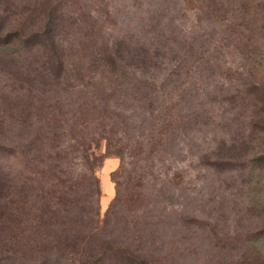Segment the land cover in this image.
Masks as SVG:
<instances>
[{"label": "rangeland", "instance_id": "1", "mask_svg": "<svg viewBox=\"0 0 264 264\" xmlns=\"http://www.w3.org/2000/svg\"><path fill=\"white\" fill-rule=\"evenodd\" d=\"M243 2L0 0V191L141 264H242L264 221V134L238 105L264 86V12ZM29 233L0 264L68 262Z\"/></svg>", "mask_w": 264, "mask_h": 264}, {"label": "trees", "instance_id": "2", "mask_svg": "<svg viewBox=\"0 0 264 264\" xmlns=\"http://www.w3.org/2000/svg\"><path fill=\"white\" fill-rule=\"evenodd\" d=\"M240 0H225V3H238ZM243 9H258L264 12V0H243ZM215 4L212 2V6ZM253 5V6H252ZM257 15V14H255ZM255 17L253 22H257ZM7 35V34H6ZM9 37V35L7 36ZM0 38V53H14L15 48L6 47ZM256 48L251 51L255 53ZM247 59V58H246ZM253 67L260 68L264 72V56H251L249 59ZM245 92H242L241 102L238 103L240 109L249 111L251 118V131L264 134V86L257 83L249 84ZM237 99V98H236ZM237 101H239L237 99ZM2 205L0 206V248L7 245L9 252L7 259L26 261L25 254L21 251L22 245L16 235H24V231L30 232L33 237L34 248L30 247L35 258L50 259L49 250H45L44 241L49 238L55 243L54 250L57 251L59 258H63L65 251L68 259L65 264H141L139 259L126 249L118 248L108 239L97 238L98 236L91 230H87L78 218L75 217L73 210L64 208L55 212L38 211L39 215L33 217L23 204H19V196L14 188H3L0 191ZM56 203H60L61 196H57ZM48 213V212H47ZM262 219L264 220V211ZM32 216V217H31ZM72 216V217H71ZM22 237V236H21ZM19 246V247H18ZM21 249V250H20ZM53 251V250H51ZM20 255V257H18ZM69 256L70 259H69ZM242 264H264V221L262 228L247 237L246 248L241 255ZM54 260V259H53ZM64 260V259H63Z\"/></svg>", "mask_w": 264, "mask_h": 264}]
</instances>
